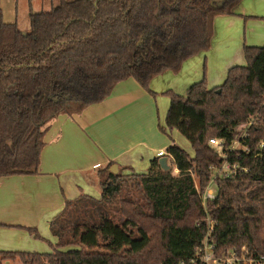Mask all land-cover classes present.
<instances>
[{
	"label": "trees",
	"instance_id": "16d2710c",
	"mask_svg": "<svg viewBox=\"0 0 264 264\" xmlns=\"http://www.w3.org/2000/svg\"><path fill=\"white\" fill-rule=\"evenodd\" d=\"M241 1L60 0L48 11L30 12L26 33L17 22H5L0 7V178L39 172L44 137L58 115L81 113L129 78L150 91L154 77L178 73L185 60L208 51L215 18L233 15ZM244 55L247 65L232 67L220 87L208 89L203 78L186 96L165 93L171 100L166 125L189 141L193 158L173 141L165 155L172 159L169 170L160 166L161 157L144 174L113 173V162L99 168L100 198L82 193L66 200L51 221L52 252L0 251L1 261L188 262L205 233L196 225L203 206L195 182L202 191L211 166L223 160L209 140L229 144L258 111L247 139L251 152L232 157L249 171L218 178L209 208L220 221L217 252L247 244L264 254V150L256 147L264 139V46L245 45ZM72 246L78 248L62 250Z\"/></svg>",
	"mask_w": 264,
	"mask_h": 264
},
{
	"label": "crops",
	"instance_id": "0c3cea01",
	"mask_svg": "<svg viewBox=\"0 0 264 264\" xmlns=\"http://www.w3.org/2000/svg\"><path fill=\"white\" fill-rule=\"evenodd\" d=\"M263 18L264 0H242L233 15L215 18L208 51L185 60L178 73L154 77L150 91L129 78L104 101L54 118L44 137L39 172L0 178V251L52 252L57 238L51 221L66 200L101 194L99 168L113 162L124 174L147 173L151 161L165 156L175 142L166 125L171 100L165 93L185 95L203 78L208 89L222 86L232 67L245 66L246 44L264 46Z\"/></svg>",
	"mask_w": 264,
	"mask_h": 264
},
{
	"label": "built area",
	"instance_id": "2783aa9c",
	"mask_svg": "<svg viewBox=\"0 0 264 264\" xmlns=\"http://www.w3.org/2000/svg\"><path fill=\"white\" fill-rule=\"evenodd\" d=\"M261 106L264 107V99ZM259 117L260 112L258 111L247 122L239 126L240 137L229 144L224 138H212L209 140V144L223 160L220 164L211 166L210 181L202 191L197 182H195V188L200 193L203 206V216L196 221V225L204 227L205 233L192 258L188 262L184 260L179 264H264V254L254 252L247 244L229 246L217 252L214 234L220 226V221L212 216L209 208V202L215 200L218 195V178L231 179L237 177L240 172L249 171L248 167L241 165L239 161L232 159V157L234 156L239 160L242 158V152L245 154L251 152L250 147L247 145L249 130L259 123ZM256 147L259 150H264V139L259 140Z\"/></svg>",
	"mask_w": 264,
	"mask_h": 264
},
{
	"label": "rangeland",
	"instance_id": "374dc122",
	"mask_svg": "<svg viewBox=\"0 0 264 264\" xmlns=\"http://www.w3.org/2000/svg\"><path fill=\"white\" fill-rule=\"evenodd\" d=\"M66 1H73V0H66ZM60 3V0H0V7L2 9L3 18L5 22L12 23L17 22L19 28L23 32L29 31V14L30 12H40V11H48L53 6H56ZM247 46H252L246 44ZM245 66L247 65L245 55L243 56ZM187 92L185 93V95ZM180 95V94H179ZM181 95V96H185ZM175 143L186 151L190 157H194V150L189 143V141L177 130L172 131ZM174 167V165H173ZM178 170H174V174H177ZM124 174V173H123ZM127 173L125 175H128ZM196 181V179H195ZM98 193V192H97ZM94 195V194H93ZM101 194H96L97 199L100 198ZM49 240H47L48 242ZM78 248V247H70V249ZM69 250V249H68ZM3 264H21L19 260L11 261V260H3Z\"/></svg>",
	"mask_w": 264,
	"mask_h": 264
},
{
	"label": "water",
	"instance_id": "95a60500",
	"mask_svg": "<svg viewBox=\"0 0 264 264\" xmlns=\"http://www.w3.org/2000/svg\"><path fill=\"white\" fill-rule=\"evenodd\" d=\"M218 92H220V90H218ZM169 161V157H161L160 160H159V163H160V166L162 167V169L164 170H169L171 168V165L168 163ZM110 170L113 172V173H117L118 172V167L116 165H113Z\"/></svg>",
	"mask_w": 264,
	"mask_h": 264
}]
</instances>
